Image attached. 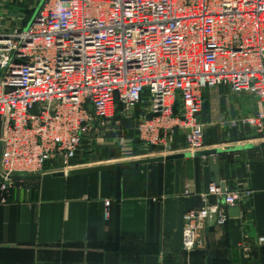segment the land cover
<instances>
[{
    "label": "built area",
    "instance_id": "2783aa9c",
    "mask_svg": "<svg viewBox=\"0 0 264 264\" xmlns=\"http://www.w3.org/2000/svg\"><path fill=\"white\" fill-rule=\"evenodd\" d=\"M33 1L37 21L0 32L3 191L15 176L74 168L84 137L134 119L146 93L137 132L151 146L181 131L189 152L202 150V93L220 86L256 98L243 123L264 132V0ZM202 199L184 214L188 253L228 222L219 201L241 195L213 183Z\"/></svg>",
    "mask_w": 264,
    "mask_h": 264
},
{
    "label": "crops",
    "instance_id": "0c3cea01",
    "mask_svg": "<svg viewBox=\"0 0 264 264\" xmlns=\"http://www.w3.org/2000/svg\"><path fill=\"white\" fill-rule=\"evenodd\" d=\"M206 90L200 151L264 142V133L243 123L257 111L253 95ZM2 135L0 122V158ZM138 141L148 151L138 146L136 157L123 162L191 153L181 131L163 147L139 134ZM219 164L221 181L241 200L234 207L219 201L228 222L205 230L206 246L190 253L183 246L184 214L203 206L202 194L214 183L202 157L16 179L7 191L0 176V264H264V247L257 244L264 236V148L226 152ZM91 167L97 166L84 168ZM231 208L239 215L231 216Z\"/></svg>",
    "mask_w": 264,
    "mask_h": 264
},
{
    "label": "rangeland",
    "instance_id": "374dc122",
    "mask_svg": "<svg viewBox=\"0 0 264 264\" xmlns=\"http://www.w3.org/2000/svg\"><path fill=\"white\" fill-rule=\"evenodd\" d=\"M41 3L37 5L33 0H0V32L10 30L13 27L27 26L37 14L36 12L39 10ZM219 89H223L225 93L228 92L232 95L233 91L222 86L207 89L206 91H217ZM147 101H149V98L143 102L141 108L147 105ZM141 108L136 111L134 119L123 120L117 125H112L108 132L99 130L84 137L77 157L74 160V165L79 168H84L133 160L138 152V146H142L138 141L137 134L138 118L141 114ZM111 130L115 133V137L107 138L106 135ZM148 147L143 148L148 151ZM153 147L163 146L153 145ZM58 165L59 163H53L51 167Z\"/></svg>",
    "mask_w": 264,
    "mask_h": 264
},
{
    "label": "water",
    "instance_id": "95a60500",
    "mask_svg": "<svg viewBox=\"0 0 264 264\" xmlns=\"http://www.w3.org/2000/svg\"><path fill=\"white\" fill-rule=\"evenodd\" d=\"M42 5V3H41ZM39 6V8L41 7ZM37 10V14H38ZM37 14L34 16L33 21H37ZM31 22V23H32ZM29 23V25L31 24ZM107 138H114L115 133L109 132L107 133ZM264 148V142L257 143V144H248L241 147H230L225 149H213V150H206V151H198L195 153H187V154H177V155H171L167 157H156V158H150V159H144V160H138V161H129V162H122L117 164H110V165H104V166H97V167H91V168H81V169H73L70 171H58L54 173H47L43 175H35V176H15L14 179L17 180H26V181H40L42 179H48L51 177H63L65 175H76V174H84V173H90V172H99L104 170H111V169H120V168H126V167H134L142 164H148V163H154V162H162V161H171L174 159L179 158H186L190 157L191 155H195L197 157L204 158L205 165H208L213 176V181L216 185L220 186L223 191L226 190V184L221 181L220 177V164H219V157L220 155L226 153V152H233V151H240V150H254V149H261ZM230 215L231 216H238L239 215V209L238 208H231L230 209Z\"/></svg>",
    "mask_w": 264,
    "mask_h": 264
}]
</instances>
